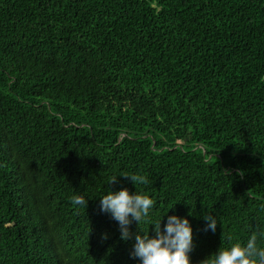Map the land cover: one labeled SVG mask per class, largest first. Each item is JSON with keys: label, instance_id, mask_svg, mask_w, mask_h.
I'll list each match as a JSON object with an SVG mask.
<instances>
[{"label": "trees", "instance_id": "1", "mask_svg": "<svg viewBox=\"0 0 264 264\" xmlns=\"http://www.w3.org/2000/svg\"><path fill=\"white\" fill-rule=\"evenodd\" d=\"M173 215L191 264L264 230V0H0V264H141Z\"/></svg>", "mask_w": 264, "mask_h": 264}, {"label": "clouds", "instance_id": "2", "mask_svg": "<svg viewBox=\"0 0 264 264\" xmlns=\"http://www.w3.org/2000/svg\"><path fill=\"white\" fill-rule=\"evenodd\" d=\"M121 176L126 179L130 178L135 186L149 183L146 176L137 174ZM117 182V177H113L110 185ZM71 203L86 209L88 206V200L83 196L71 197ZM155 203L147 195L137 192L133 195L127 189H122L117 192L110 191L100 198V210L111 214L119 225L121 239L128 240L132 237L129 230L130 225L133 221L140 225V222L148 216L149 211L155 207ZM203 219L206 221L204 231L210 230L215 233L218 223L214 215H206ZM161 220L151 224L154 225V237H150L148 232L143 231V235H135L131 256L139 259L141 264H191L189 253L193 251L194 243L189 220L175 215L169 216L163 231ZM258 235L264 237V230L258 234L253 233L246 245L236 243L230 248L218 250L214 258L205 259L201 264H264V248L257 244Z\"/></svg>", "mask_w": 264, "mask_h": 264}]
</instances>
